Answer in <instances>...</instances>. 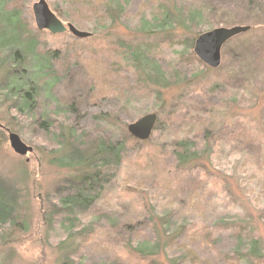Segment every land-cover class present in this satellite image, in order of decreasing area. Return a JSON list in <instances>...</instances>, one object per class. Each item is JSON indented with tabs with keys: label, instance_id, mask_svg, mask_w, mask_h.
Instances as JSON below:
<instances>
[{
	"label": "rangeland",
	"instance_id": "obj_1",
	"mask_svg": "<svg viewBox=\"0 0 264 264\" xmlns=\"http://www.w3.org/2000/svg\"><path fill=\"white\" fill-rule=\"evenodd\" d=\"M39 1L20 0L19 7L26 22L25 34L42 42V52L60 50L65 56L70 53L67 57L75 64L65 75L67 78L60 82L57 95L51 97L50 102L54 104L44 102L42 107L55 112L59 106L62 112L58 115L62 117L60 126L75 128L78 135L84 133L89 139L109 133L121 140L126 132L130 136L129 125L152 114L157 116L158 128L148 141L132 143L134 148L117 170L96 214L79 218L87 229L79 228L81 224H77L71 232L75 236L68 239L59 227L50 230L44 225L45 213L52 210L47 201L55 199L65 188L62 181H70L65 171L50 164L56 157L54 138H45L47 135L38 124L16 115L10 109L11 104L0 100V182L9 187L13 183L21 194L18 224L14 227L7 225L0 232V264L113 263L118 256L103 250L104 244L120 251L118 264H127L123 259L134 255L144 257L139 259L146 263L193 264L191 259H186L182 248H169L177 239L194 251L202 264H229L233 258L239 261L238 264H264V194H261V183L257 177L249 180L250 173L240 171V161L225 159L230 150L228 137L244 142L252 134L264 136V67L253 65L251 51L245 49L264 41V27L251 29L229 40L222 48V62L217 69L206 66L194 53L195 42L204 33L248 27L253 22L264 25V0H117L115 4L121 3L122 9L110 10L107 20L101 22L94 18L86 23L82 18L75 25L64 16L65 0H46L62 22L90 34L84 41H77L70 33L60 37L47 31L38 34L32 6ZM160 5L169 11V18L162 26L154 17ZM195 6L202 14L192 25L186 17ZM0 20H3L1 35L6 33L12 38L17 34L19 24L14 17L7 19L0 11ZM170 24L176 25L175 28L168 27ZM95 57L105 63L108 57L116 59L115 77L121 81L108 87L107 95L91 97L89 87L93 83L85 77V70ZM153 63L165 75L164 80L153 70L148 71L147 66L151 67ZM59 67L57 64L56 68ZM3 74L4 70H0V79ZM78 74H82V78ZM122 78H127L128 82ZM122 82L125 83L124 99L116 95V86ZM64 93L69 95L65 98L72 103L69 108L63 107ZM252 98H256L260 106L252 107L249 101ZM71 108L73 112L69 111ZM173 112L179 114L173 115ZM179 115H189L190 118L182 120ZM204 119L209 125L199 131L197 125ZM251 121L254 126L248 124ZM13 133L31 149L26 156L13 152L9 142ZM216 133L217 138H214ZM186 138H191L192 144L205 142V147L192 146L191 162L188 163L187 159L183 163L184 174L181 176L183 172L177 169L176 154L170 146ZM244 150V145L239 147V151ZM210 154L214 167H211V174L221 179L227 177L229 183L224 193L215 196L212 202L207 199L205 203L195 204L185 195L207 179L205 163L210 162ZM153 176L162 177L163 181L165 176V180L174 179L171 192L177 191L178 200H171L170 192L163 195L162 183L152 182ZM137 179L147 181V187H136ZM124 182L133 186H124ZM211 187L216 191L217 188ZM5 192V187L0 185V194ZM254 194L261 195L257 205L252 202ZM133 198L139 207H143L144 214L140 217L142 225L137 234L119 232V229L112 231L114 222L111 220L125 219L131 213L125 211L128 200ZM119 207L123 208L122 212L118 211ZM195 226H208L216 238L215 244L200 235L193 240L182 235L184 229ZM237 229H242L240 238L233 237ZM121 234L124 235L123 241H120ZM90 238L101 244L98 253L82 241ZM252 242L260 248L255 256L249 253V248L253 250L257 246Z\"/></svg>",
	"mask_w": 264,
	"mask_h": 264
},
{
	"label": "trees",
	"instance_id": "obj_2",
	"mask_svg": "<svg viewBox=\"0 0 264 264\" xmlns=\"http://www.w3.org/2000/svg\"><path fill=\"white\" fill-rule=\"evenodd\" d=\"M65 1L67 8L66 11H64V13H66L64 16L69 18V21H71V23L74 25L75 22L76 24L77 22H81L82 18L86 23H90L92 20H94V18L103 22L108 19L107 16L110 10L114 11L119 8V11H121L122 9L121 3L119 5L115 4L114 1L117 0ZM194 3L197 5L196 1H194ZM20 4V0H0L1 15H4L7 19L8 17H14L16 23L19 24L17 34L15 33L12 38L6 35V33H2L3 35L0 33V70L1 72L4 70L3 77L0 79V100L5 102V104H11L10 109L15 111L16 115L25 118V120H32L35 122V124H38L42 132L47 135L45 138H50V140H52V137L54 138L55 143L53 142V144L57 146V149L53 151V153L56 155V157L51 160L50 164L56 166L57 169L65 171L67 175L70 176V181H67V183L62 181V184L65 186V188L56 195L55 199L53 198L47 201L48 205L51 203L52 210L48 214L45 213L44 225L45 228L50 230H54L56 227H59L63 233L67 234L69 239V237L72 236L71 232L73 229L76 228L77 224H81L79 219L80 217L86 219L93 216L92 214H96V211L98 210L97 206L103 199L102 197H104L106 192L109 190V184L113 182L117 170L119 169L120 165L123 164L128 152L134 148L132 147V143L138 144L140 141L133 138L131 135L128 136V134H126L127 132L124 134L125 138L121 140H116V136L109 133H105V135L100 137L89 139V137H86L84 133L78 135V132L75 128L69 129L60 126V123H62L60 118L62 117H59L58 115H61L62 112L59 106L56 107L57 110L55 112L42 107L44 102H46V104L48 102L54 104V102H50L51 97H55L57 95L58 89H60V82L67 78L65 75L71 72V69L75 64H72L71 58L67 57L70 55V53H66L67 56H65V54H62L60 50L42 52L40 50L42 42L37 38L34 39L25 34L26 22L23 17V11L20 10L19 7ZM159 7V12L154 15V17L155 22H160L162 26L169 18V11L164 6L160 5ZM201 14V11H199L197 6H195V8L193 7V11L190 13L187 12L186 19L193 25L195 21L200 20ZM4 21L6 22L8 20ZM10 22L13 23L12 21ZM1 23H3V20H0V24ZM175 26L176 25L174 24L168 25L170 28H175ZM248 27L249 30L246 33L251 31V29H261L264 27V25L263 23L253 22L252 26ZM43 32L45 31H38V34ZM60 35L64 34L54 36L60 37ZM76 40L84 41L85 39L76 38ZM245 49H249L251 51V60L253 65L256 67H260V65L264 67V41H260L253 47H246ZM114 60L116 59L108 57V60H106L108 62L105 63L104 61H101L99 57H95L92 60V64L87 68V70H85V77H87L88 80H91L93 83V86L89 87V95L91 97L107 95L109 92L108 87H112L111 85L115 81H121L118 76L117 79L115 77L116 72L114 69L117 63ZM57 64L60 66L59 69L56 68ZM150 65L151 67L147 66L148 71L149 69L153 70L154 73L159 74L160 78H163L164 80L165 75H162L163 73L160 71L157 65L154 63ZM54 68L56 70H54ZM82 74H78V77L82 78ZM59 77L60 79H57ZM122 80L128 82L127 78H122ZM116 87L118 92L116 95L119 96L120 99H124L125 94L123 93L125 83H119V85ZM65 96L69 98V95L67 96V93H64L62 99L65 103V106L63 107L69 108L72 106V103L69 102ZM249 101L250 104H252V107L253 105L255 106L254 108H257L258 105L260 106V102L257 101L256 98L249 99ZM38 108H41L40 113L38 112ZM69 111L73 112L74 110L71 108ZM176 114H179V112H173V115ZM179 117H181L182 120L185 118H190L189 115L186 117L184 115H179ZM248 124L250 126H254L253 121L248 122ZM207 125H209V123L204 119L197 125V129L200 131L202 127ZM159 126L161 127V124ZM156 128H158L157 124L155 130ZM198 135H200V133H198ZM198 135L194 137L196 140L199 138ZM217 135L218 134L216 133L214 138H217ZM251 136L252 137L248 139V141L244 142H236L234 139H230L228 137L227 141L230 150L225 155V159L227 161L232 159L240 161V171L250 173L249 180H251L253 177L254 179L257 177L258 181L261 183V194H264V136L257 137L256 134H252ZM208 141L210 142L209 139ZM242 145H244L246 148L244 152L239 151V147ZM192 146L205 147V142L200 144V141H196V144H192L191 138H186L181 142L178 141L170 146V148L176 154L177 159H175V162L177 169L183 172L181 176L184 174L182 166L183 163L187 162V159L188 163L191 162V152L192 148H194ZM193 154L196 153L194 152ZM208 158L210 159V162L208 164L205 163V165L208 167V173L206 174L207 179L193 190L188 191L185 195L195 204L196 202L198 204L205 203L207 199L212 202L215 196H221L222 193H224V189H227L229 183V179L227 177L221 179L220 176L211 174V167H213L211 164L213 161L212 154H210ZM165 177L164 181L163 178L159 176H153L150 180H152V182H157L158 184L162 183L163 192L161 193L163 195H167V193L170 192L171 200H178L177 191L171 192L172 189H174L173 185L175 184V180L170 178L165 180ZM232 178L236 179L234 176H232ZM126 184L127 182H124L122 185L129 187L133 186L131 184ZM0 185L3 186V188L5 187L6 190L5 193L0 194V232H2V230L5 229L7 225L14 227L18 224L21 213L19 211L21 208L19 202L21 194L20 189H18L16 185H13V183L12 185L10 184L11 187L1 184V182ZM147 185V181H140V179L136 180V187L144 188L145 186L147 187ZM211 186L217 188L216 191L213 190ZM260 196L261 195L259 194L253 195L252 202L255 205L259 203L258 199ZM217 199L218 197L216 200ZM127 206L128 208L125 211L128 210V212L131 213L125 216V219L119 217V220L116 218L111 220L114 222V224L111 225L112 231L114 229H119V232L129 231L135 234L138 228L142 225L140 217H144L142 209L143 207H139L134 198L128 200ZM122 210L123 208H118V211L122 212ZM126 214L124 213V215ZM84 227L87 229L88 226L81 224V227L79 228ZM234 231L233 237L236 236L240 238L242 229H237ZM182 235H186V237L190 236L189 238H191V240L200 235L208 239L212 244H215L216 242V238L213 233H210L208 226H202L199 228L195 226L190 230L184 229ZM120 236V241H123L124 235L121 234ZM179 240L180 239L174 240L171 245H169V248L176 250L182 248L186 254V259H191L193 264H200L201 262L203 263V261L200 260L194 251H192L188 246L180 243ZM82 241L87 247L94 248L96 253L100 251L101 244L96 243V241H93L92 238L82 239ZM252 244H256L257 246L253 250L249 248V253L250 255L255 256L260 252V248L256 242H252ZM119 246H121V244H119ZM148 248L150 249V246ZM153 248L151 247V249ZM103 250L112 254H116L115 257H119L120 251L116 250L114 247L104 244ZM140 251L143 252L141 249ZM134 256H132V258L126 257L124 259L122 257V259L127 264H139L141 262L145 264H155L154 261L146 263L145 261L139 259L144 258L139 255ZM118 257L113 263L110 262L107 264H118ZM231 260L232 261H230L229 264L239 263L237 259L233 258Z\"/></svg>",
	"mask_w": 264,
	"mask_h": 264
},
{
	"label": "water",
	"instance_id": "obj_3",
	"mask_svg": "<svg viewBox=\"0 0 264 264\" xmlns=\"http://www.w3.org/2000/svg\"><path fill=\"white\" fill-rule=\"evenodd\" d=\"M32 12L36 28L39 31H47L52 35L71 33L79 39L90 37L87 32L79 31L71 24H65L50 9L46 0H40L32 6ZM248 27H234L232 29H216L208 33H204L198 37L194 46V53L197 58L206 66L217 69L222 62V48L231 39L239 34L247 32ZM157 116L146 115L139 119L136 123L128 126L129 134L140 142L148 141L155 129ZM10 146L13 152L20 156H26L31 149L26 148L20 137L10 134Z\"/></svg>",
	"mask_w": 264,
	"mask_h": 264
},
{
	"label": "flooded vegetation",
	"instance_id": "obj_4",
	"mask_svg": "<svg viewBox=\"0 0 264 264\" xmlns=\"http://www.w3.org/2000/svg\"><path fill=\"white\" fill-rule=\"evenodd\" d=\"M67 33H69V32H67ZM66 34V33H65ZM71 34V33H70ZM72 35V34H71ZM73 36V35H72ZM75 37V36H74Z\"/></svg>",
	"mask_w": 264,
	"mask_h": 264
}]
</instances>
